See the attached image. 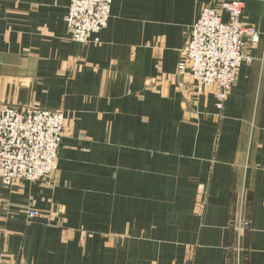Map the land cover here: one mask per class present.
<instances>
[{"label":"crops","instance_id":"obj_1","mask_svg":"<svg viewBox=\"0 0 264 264\" xmlns=\"http://www.w3.org/2000/svg\"><path fill=\"white\" fill-rule=\"evenodd\" d=\"M69 1L0 0V108L65 118L56 173L0 183L2 263L264 264V0H242L260 39L222 108L176 74L213 0H112L85 43Z\"/></svg>","mask_w":264,"mask_h":264},{"label":"built area","instance_id":"obj_2","mask_svg":"<svg viewBox=\"0 0 264 264\" xmlns=\"http://www.w3.org/2000/svg\"><path fill=\"white\" fill-rule=\"evenodd\" d=\"M112 0H70L64 17L71 40L85 43L109 20ZM242 0H213L193 21L177 64L176 74L190 77L200 86H215L217 107L222 108L238 69L249 62V46L259 42V32L240 20ZM223 14L227 16L223 18ZM94 38L93 41H96ZM64 114L39 107L0 108V183L43 180L58 169V150L64 133ZM29 218L40 212L26 208ZM238 230L248 222L241 210L234 222ZM0 264H3L0 259ZM194 264V263H188Z\"/></svg>","mask_w":264,"mask_h":264}]
</instances>
